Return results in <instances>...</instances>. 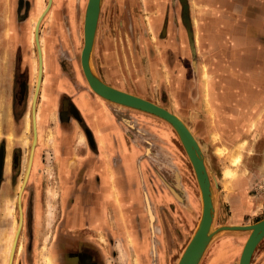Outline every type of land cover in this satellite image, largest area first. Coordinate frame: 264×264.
Instances as JSON below:
<instances>
[{
    "label": "rangeland",
    "instance_id": "1",
    "mask_svg": "<svg viewBox=\"0 0 264 264\" xmlns=\"http://www.w3.org/2000/svg\"><path fill=\"white\" fill-rule=\"evenodd\" d=\"M34 1L0 0V149L6 148L5 159L0 158V264H7L6 247L17 224L11 264L55 260L52 245L56 241L50 235L59 224V191L52 188V167L45 151L43 168L34 174H30L32 169L26 172L21 198L17 199L30 141L35 136L30 116L39 61L34 25L48 4V0H37L38 6ZM86 2L54 0L50 8L46 5L48 10L37 30L43 57L54 52L58 59L64 53L61 12L70 8L84 12ZM100 14L101 26L105 23L103 36L115 53L113 63L101 64L105 66L102 71L99 64L108 59L107 49L103 45L99 52L93 47L91 60L97 74L110 73L120 86L140 92L177 114L199 142L207 168L232 169L231 177H241L250 195H264V0H102ZM78 35L82 37V31ZM76 52L79 54V48ZM67 53L62 55L64 62L58 59L57 64L60 67L69 60L72 69L74 52L68 49ZM39 71L44 82H38L35 106L38 97L41 99V87L52 82L43 78L47 74L43 64ZM18 80L26 81L27 90L22 94ZM45 93L41 102L47 99ZM15 95H21V108ZM128 110L130 132L150 134L156 132L154 126L166 130L163 136L169 137L170 132L183 171L188 178L195 176L177 133L167 121L130 107ZM50 131L48 128L45 137L53 136ZM16 149L22 157H17ZM34 164L40 165L38 158ZM263 217L264 209L246 220L252 223ZM240 234L246 236L247 232ZM226 242L227 237L222 236L213 244L212 249L218 250L208 264H224L240 254L239 246L225 248ZM185 243L169 264H176ZM210 252L211 247L199 264H206ZM250 264H264V237Z\"/></svg>",
    "mask_w": 264,
    "mask_h": 264
},
{
    "label": "crops",
    "instance_id": "2",
    "mask_svg": "<svg viewBox=\"0 0 264 264\" xmlns=\"http://www.w3.org/2000/svg\"><path fill=\"white\" fill-rule=\"evenodd\" d=\"M61 13L65 40L64 53L58 59L64 62L63 56L70 49L75 64L70 69L68 60L59 67L54 52L46 54L47 74L43 78L52 82L41 87L39 93L46 92L47 99L41 102V97L36 108L41 115L38 132L44 135L37 148L53 159L52 188L59 191L60 221L52 237L58 239L61 253L55 262L169 264L181 245L187 244L201 214L196 176L188 178L183 171L181 156L171 145L170 132L169 137L156 129L150 134L130 132L128 107L104 99L86 85L80 69L83 38L78 35L80 31L83 34L84 12L70 8ZM100 13L94 47L99 52L103 45L107 49L108 59L99 64L103 71L105 66L101 64L113 63L115 51L103 36L105 23L101 26ZM109 33L113 37L110 30ZM98 75L116 88L147 98L120 86L110 73ZM48 128L53 135L50 138L45 137ZM207 169L214 226L251 223L246 219L264 209V195H250L241 177L224 176L225 168ZM240 232L221 231L204 252L211 247L206 264L218 250L212 249L213 244L222 236L227 237L225 248L239 246L242 251L247 235L241 236ZM239 256L224 264H234Z\"/></svg>",
    "mask_w": 264,
    "mask_h": 264
},
{
    "label": "water",
    "instance_id": "3",
    "mask_svg": "<svg viewBox=\"0 0 264 264\" xmlns=\"http://www.w3.org/2000/svg\"><path fill=\"white\" fill-rule=\"evenodd\" d=\"M101 2L102 0H87L84 9L80 69L83 72L89 88L108 101L155 115L167 121L177 133L197 179L202 200V210L197 225L176 264H199L210 243L221 231L225 230H241L247 232V238L243 244L239 259L234 264H250L257 244L264 237V217L253 223L214 226V203L206 159L199 142L184 120L169 109L147 98L121 90L106 83L94 70L91 57ZM37 89L38 87L35 89V96ZM34 107L35 103H33V111Z\"/></svg>",
    "mask_w": 264,
    "mask_h": 264
},
{
    "label": "flooded vegetation",
    "instance_id": "4",
    "mask_svg": "<svg viewBox=\"0 0 264 264\" xmlns=\"http://www.w3.org/2000/svg\"><path fill=\"white\" fill-rule=\"evenodd\" d=\"M53 1L54 0H52L51 1V4H50V6H49V8L51 7V5L53 4ZM57 1V0H56ZM34 2H36V4L39 6V1H37V0H35ZM47 5V4H46ZM45 5V6H46ZM41 13V12H40ZM40 13H38V15H37V17H36V20H35V25H36V22H37V19H38V16H39V14ZM19 13L18 12H16V16L18 15ZM34 25V28L36 29V26ZM34 38H35V30H34ZM38 36H39V34H38ZM17 56V55H16ZM38 59H39V57H38ZM45 64V62H44V57H43V68H44V65ZM37 65H38V67H37V72H38V74H37V76H36V80L38 81V76H39V61L37 62ZM43 71V70H42ZM37 81H36V87H35V89L37 88ZM17 82V85H18V90H19V92L22 94L23 92H25L26 90H27V85H26V81H24V82H21V81H16ZM42 82V79H41V76H40V83ZM40 83H39V87H40ZM38 87V88H39ZM40 92V91H39ZM38 92V95L40 94ZM43 93H44V91L42 92V94H41V97H42V95H43ZM34 95H35V93H34V89H33V93H32V95H31V98H30V101H31V107H30V116H31V119H32V111H33V99H34ZM21 96V95H20ZM20 96H18V95H15V99H16V101H17V104L19 105V108H21V106H22V104H23V101L20 99ZM40 101V99H39V97H38V100L36 101V106H35V115H36V117H38V112H37V104H38V102ZM129 111V110H128ZM127 115H130V113L128 112V114ZM32 122H33V119H32ZM157 127V128H156ZM36 128H37V119H36ZM154 128L155 129H157V130H159V132L158 133H160V127L159 126H154ZM36 147L34 148V150H33V153H32V158H31V163H30V166H29V159H30V155H31V151H32V140L30 141V148H29V150H28V155H27V162H26V166H25V171H24V176H23V180L21 181V184H22V190H23V185H24V178H25V175H26V172H27V170H29V169H32L31 170V172H30V174H34V173H36V171H38V170H41L42 168H43V151H41L42 149H39L38 150V148L37 147H39L38 146V142H39V140H40V133L36 130ZM33 138V137H32ZM17 147L18 148H20V145H17ZM5 150H6V148H5V146L3 147V148H1L0 149V158H1V156L5 159ZM17 150V152H18V155H17V157L18 158H20V157H22V154L20 153V151H19V149H16ZM40 152H41V156H39L40 155ZM39 159V161H40V165L38 166V167H36L35 166V164H34V161L36 160V159ZM6 162V161H5ZM53 162V159H51L50 158V164ZM7 164V163H6ZM52 165V164H51ZM28 166H29V169H28ZM29 174V175H30ZM29 177V176H28ZM27 177V178H28ZM21 184H20V186H21ZM22 190H21V194H22ZM18 196L19 197H17V199L19 200L20 198H21V195L20 194H18ZM59 197V196H58ZM59 221H60V219H59ZM58 227H59V224L57 225V227H56V229H58ZM56 229H53V230H56ZM53 230H52V232H53ZM50 237H52V233H51V235H50ZM53 239H55V244H53L52 245V247H54V250H53V252H54V254H55V260H54V264H56V257H58V253L56 252V249L55 248H57V249H59L58 248V244H57V242H58V239L57 238H53ZM57 253V254H56ZM54 254H53V256H54ZM57 255V256H56ZM12 260H13V258H12Z\"/></svg>",
    "mask_w": 264,
    "mask_h": 264
},
{
    "label": "bare ground",
    "instance_id": "5",
    "mask_svg": "<svg viewBox=\"0 0 264 264\" xmlns=\"http://www.w3.org/2000/svg\"><path fill=\"white\" fill-rule=\"evenodd\" d=\"M50 2V0H48V4H47V6H48V8H49V6H50V4L51 3H49ZM48 8H46V6L42 9V11H41V13H40V15H39V17H38V20H37V22H36V29H35V37H36V40H37V45H38V56H39V64H40V68H41V65L43 64V51H42V47L40 46V44H39V41H38V25H39V21H40V19H41V17L45 14V11H47L48 10ZM47 9V10H46ZM84 17V16H83ZM40 70V69H39ZM40 74H41V71H39V76H38V81H37V87H39V80H40ZM45 95V94H44ZM34 99H35V95H34ZM34 99H33V103H35V101H34ZM208 109H210V108H208ZM34 114V115H33ZM32 119H33V129H34V134H35V137H34V139L32 140V151H31V155H30V159H29V166H30V163H31V158H32V153H33V149H34V146H35V143H36V130H37V128H36V119H37V117L35 116V108H34V111H32ZM161 130H160V133L161 134H166V130L165 129H163V128H160ZM234 152H236V149H235V151ZM231 155V154H230ZM231 158H233V157H231ZM236 158V157H235ZM239 159V158H238ZM236 160H237V158H236ZM29 166H28V169H29ZM27 173H28V170H27ZM27 173H26V176H27ZM224 174L226 175V177H229V176H231V174H232V169L230 170V169H226L225 170V172H224ZM227 182V181H226ZM21 190H22V184H21V186H20V188H19V191L21 192ZM20 195H21V193H20ZM150 207H148V209H149ZM150 210V209H149ZM151 213V212H150ZM152 215V214H151ZM13 231V233L11 234V236H10V238L8 239V243H7V247H6V262H7V264H11V261H12V257H13V251H14V244H15V239H16V235H17V232H18V224L15 226V229L14 230H12ZM45 264H52V261H51V259H46V263ZM236 264H238V263H236Z\"/></svg>",
    "mask_w": 264,
    "mask_h": 264
}]
</instances>
